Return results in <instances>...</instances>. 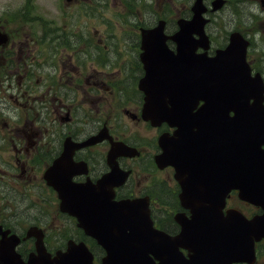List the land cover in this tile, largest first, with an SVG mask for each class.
Returning <instances> with one entry per match:
<instances>
[{
	"label": "flooded vegetation",
	"instance_id": "flooded-vegetation-1",
	"mask_svg": "<svg viewBox=\"0 0 264 264\" xmlns=\"http://www.w3.org/2000/svg\"><path fill=\"white\" fill-rule=\"evenodd\" d=\"M190 1L0 0V243L13 245L23 262L36 254L38 237L50 257L64 252L71 240L86 243L94 261L99 254L59 211L57 195L45 181L46 170L62 157L59 167L73 169L74 183H96L109 172L112 145L134 148L135 156L120 152L111 160L128 173L113 189L115 198H145L154 226L171 237L180 232L174 215L189 218L180 208L173 168L155 163L159 137L173 129L142 118L146 94L139 84L151 61L140 30L163 23L166 47L175 53L170 37L178 19L190 18ZM209 27V47H197V57H211L227 44L228 36L215 45ZM247 61L255 72L249 55ZM96 138L101 140L88 143ZM227 209L248 219L260 214L236 191L226 197L224 214ZM259 246L264 249V241L255 245V264H264Z\"/></svg>",
	"mask_w": 264,
	"mask_h": 264
},
{
	"label": "water",
	"instance_id": "water-1",
	"mask_svg": "<svg viewBox=\"0 0 264 264\" xmlns=\"http://www.w3.org/2000/svg\"><path fill=\"white\" fill-rule=\"evenodd\" d=\"M222 4L212 1L213 10ZM191 10L192 19L179 24L181 31H194L204 42L202 0H194ZM157 31L160 26L151 32ZM189 36L173 38L177 54L162 50L159 71L147 73L154 89L143 107V118L152 125L175 128L172 135L159 138L156 162L174 168L182 188L180 205L190 211L189 220L182 214L174 217L180 233L170 238L155 230L145 200L112 199V186L126 175L116 177L115 165L95 185L52 184L59 192L61 210L75 217L77 226L105 251L101 264H250L255 259L254 242L264 239V82L259 73L251 75L245 60L248 41L238 33H231L228 45L214 57H200L197 69L191 62L194 47ZM161 38L157 35L154 41ZM110 153L113 157L114 150ZM231 190L262 213L251 219L236 210L223 215ZM178 247L190 251L188 259L181 257ZM39 260L92 264L83 244L71 247L55 263Z\"/></svg>",
	"mask_w": 264,
	"mask_h": 264
},
{
	"label": "rangeland",
	"instance_id": "rangeland-1",
	"mask_svg": "<svg viewBox=\"0 0 264 264\" xmlns=\"http://www.w3.org/2000/svg\"><path fill=\"white\" fill-rule=\"evenodd\" d=\"M214 21L215 24L211 25L209 30L213 43L221 44L227 32L233 28L241 29V32L252 40L249 57L264 71V0L262 4L261 0H230L229 4L216 14ZM169 26L172 27L171 24Z\"/></svg>",
	"mask_w": 264,
	"mask_h": 264
},
{
	"label": "bare ground",
	"instance_id": "bare-ground-1",
	"mask_svg": "<svg viewBox=\"0 0 264 264\" xmlns=\"http://www.w3.org/2000/svg\"><path fill=\"white\" fill-rule=\"evenodd\" d=\"M205 20H209V19H206V17H205ZM214 24H215V22H214ZM214 24H213V25H214Z\"/></svg>",
	"mask_w": 264,
	"mask_h": 264
}]
</instances>
